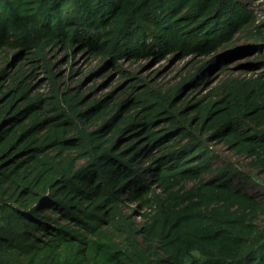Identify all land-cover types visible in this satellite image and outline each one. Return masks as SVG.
Wrapping results in <instances>:
<instances>
[{
    "label": "trees",
    "instance_id": "1",
    "mask_svg": "<svg viewBox=\"0 0 264 264\" xmlns=\"http://www.w3.org/2000/svg\"><path fill=\"white\" fill-rule=\"evenodd\" d=\"M251 1L0 0V50L30 53L49 73L48 54L59 49L88 50L105 67L210 57L254 26ZM250 48L262 72L227 80L179 122L168 108L206 65L168 98L137 96L145 122L135 115L119 125L116 115L106 120L107 99L63 92L53 74L54 101L44 106L18 70L0 86V264H264V205L247 187L264 180L215 169L211 149L223 143L254 158L264 176V36ZM162 113L165 127L152 132ZM206 174L215 175L202 181ZM138 201L152 212L140 229L123 209Z\"/></svg>",
    "mask_w": 264,
    "mask_h": 264
},
{
    "label": "rangeland",
    "instance_id": "2",
    "mask_svg": "<svg viewBox=\"0 0 264 264\" xmlns=\"http://www.w3.org/2000/svg\"><path fill=\"white\" fill-rule=\"evenodd\" d=\"M251 11L254 15V26L247 27L238 35L233 45L224 47L217 54L210 57H189L180 59L177 55H171L166 58L151 56L141 60H124L117 64H108L101 61L88 50L79 51L78 48L72 49L73 54L59 49L57 52L48 54V65L50 73L42 62H34L30 53L21 54L20 51L11 49L0 50V72L6 70L5 78L0 79V86H10L12 76L21 70L25 73L26 84L30 86L29 94L34 98H40L48 107L53 102L52 83L50 75L57 76V87L61 91L67 89L75 91L81 87V96L89 98L91 102H102L107 99L108 105L113 112L106 120L116 115L115 125H119L123 119L133 118L140 124L145 122L142 106L136 108L134 102L137 96L149 92V95L160 94L168 98V94L181 86L183 83H189L198 70L207 66L202 73L200 80L184 89L180 96L172 101L169 111L172 114L174 122L179 120L193 119L197 116L195 112L198 107L209 103L215 99V94L223 87L229 79L251 77L260 74L257 71V63L261 61L260 55L251 52V46L259 44V39L264 36V31L256 32V27L264 25V0H254L250 3ZM237 50V53L233 51ZM98 73L96 76L94 74ZM75 93V92H74ZM128 102L124 109L118 112V106L122 102ZM156 116V114H155ZM157 126L152 128V132H159L165 127L167 118L165 113L157 117ZM99 122L96 126L102 125ZM173 123V122H172ZM142 126L136 128V132H141ZM131 133V132H130ZM129 134V133H128ZM146 134L143 133L142 138ZM211 149L220 157L216 163L215 169H234L243 173H249L264 180L263 169L256 167V160L246 155L237 154L223 143L211 144ZM215 174H206L202 181H208ZM257 179L249 182L247 187L250 193L256 197L257 201L264 205V186ZM198 182L188 183L187 190L197 185ZM157 195L164 200L166 195L163 190L155 187ZM149 198H152L150 195ZM155 207V205H154ZM124 213L132 217L131 222L137 228L145 224V216L149 215L151 210L145 208L142 201L124 204Z\"/></svg>",
    "mask_w": 264,
    "mask_h": 264
},
{
    "label": "built area",
    "instance_id": "3",
    "mask_svg": "<svg viewBox=\"0 0 264 264\" xmlns=\"http://www.w3.org/2000/svg\"><path fill=\"white\" fill-rule=\"evenodd\" d=\"M245 76H248L250 78L252 76V73H249L248 75H245Z\"/></svg>",
    "mask_w": 264,
    "mask_h": 264
},
{
    "label": "clouds",
    "instance_id": "4",
    "mask_svg": "<svg viewBox=\"0 0 264 264\" xmlns=\"http://www.w3.org/2000/svg\"><path fill=\"white\" fill-rule=\"evenodd\" d=\"M249 74V73H248ZM249 78V77H248Z\"/></svg>",
    "mask_w": 264,
    "mask_h": 264
}]
</instances>
